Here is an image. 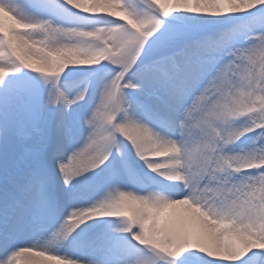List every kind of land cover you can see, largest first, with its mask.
I'll return each mask as SVG.
<instances>
[{"label":"snow or ice","instance_id":"1","mask_svg":"<svg viewBox=\"0 0 264 264\" xmlns=\"http://www.w3.org/2000/svg\"><path fill=\"white\" fill-rule=\"evenodd\" d=\"M0 264H264V0H0Z\"/></svg>","mask_w":264,"mask_h":264}]
</instances>
